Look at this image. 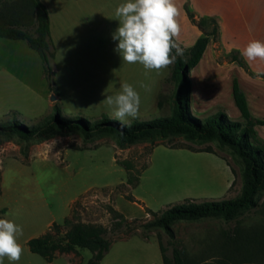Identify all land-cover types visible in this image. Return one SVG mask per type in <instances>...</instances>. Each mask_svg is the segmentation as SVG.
<instances>
[{
  "label": "rangeland",
  "instance_id": "obj_1",
  "mask_svg": "<svg viewBox=\"0 0 264 264\" xmlns=\"http://www.w3.org/2000/svg\"><path fill=\"white\" fill-rule=\"evenodd\" d=\"M15 1L0 0V11ZM48 1L49 51L53 52L50 78L40 56L24 40L0 37V122L16 117L24 125L37 124L54 112V106L63 117L110 116L105 97L114 94L122 82L131 83L140 95L136 119L169 112L172 64L158 71L145 70L138 63L124 62L114 50L111 34L118 26L114 10L121 0ZM194 6L200 7L199 1L186 0L176 18L180 31L174 39L184 50L203 33L190 18L187 23L183 19L194 12ZM210 28V23L205 25L206 30ZM229 49L218 38L211 39L203 58L189 72L190 110L203 119L224 111L230 120H241L231 92L236 80L251 116L264 121V80L254 75L264 71V61H248L240 49ZM232 50L244 66L231 62ZM255 130L264 139V124L255 125ZM217 154L226 157L236 174ZM237 169L230 155L211 141H189L181 135L120 145L106 132L86 138L79 131L54 130L27 140L0 134V216L13 219L23 229L19 237L23 253L16 264H50L26 244L28 238L48 230L50 221L62 227L69 215L109 229L114 208L136 227L152 217L145 206L158 212L186 198L221 201L234 196L240 187ZM129 176L135 186L127 183ZM171 227L177 244L190 256L205 259L203 264H216L221 245L235 234L254 239L244 264H264V190L258 205L234 220L179 221ZM158 234L169 255L171 247L163 231L149 232L144 238L137 228L128 234H111L100 264H162ZM256 240L259 251L254 248ZM90 257L88 249L77 248L56 253L52 263L85 264ZM4 264H9L7 258Z\"/></svg>",
  "mask_w": 264,
  "mask_h": 264
},
{
  "label": "trees",
  "instance_id": "obj_2",
  "mask_svg": "<svg viewBox=\"0 0 264 264\" xmlns=\"http://www.w3.org/2000/svg\"><path fill=\"white\" fill-rule=\"evenodd\" d=\"M187 16L203 33L171 65L170 78L174 87L167 100L169 112L166 115L146 120L136 119L129 126H122L118 121L109 119L107 114H101L98 119L78 115L63 117L59 114L58 107L54 106V112L37 124L24 125L16 117L0 122V134H15L27 140L50 135L54 130L79 131L86 138L106 132L113 134L120 145L138 139L169 138L173 135H181L189 141H211L218 150L227 152L237 166L239 191L221 201H195L186 198L181 203L158 212L145 206L146 212L152 217L136 227L114 208H111L113 224L109 229L102 224L83 222L76 216L67 215L62 221V227L58 223H52L48 230L26 241L32 253L40 255L50 264H55L52 260L56 253L75 252L77 248H86L91 252V257L85 264H100L110 247L112 235L128 234L137 228L144 238L148 237L149 232L159 230L168 237L171 247L169 255L161 243L160 235H157L162 264H203L205 259L190 256L183 246L177 244L171 225L179 221L209 218L231 221L258 205L259 195L264 190V139L257 134L255 125H263L264 121L251 116L246 97L236 80L232 82L231 92L241 120H230L224 111L214 112L204 119L193 115L190 110L189 72L201 60L209 41L217 37L218 25L213 17H200L196 21L192 13L188 12ZM208 23L211 28L206 30L205 25ZM28 28L32 30L29 31ZM49 33L48 12L40 0H16L0 11V37L24 40L40 56L43 71L48 78L52 73L50 57L53 56V52L49 51ZM231 61L244 66L234 50L231 52ZM204 151L213 152L209 149ZM219 156L226 161L231 172L236 174L226 157ZM127 183L133 186L136 184L131 176ZM252 240L254 239L246 234H235L227 239L221 245V256L217 258L216 264H244L249 259L247 254ZM259 244L256 240L254 248L258 250Z\"/></svg>",
  "mask_w": 264,
  "mask_h": 264
},
{
  "label": "clouds",
  "instance_id": "obj_3",
  "mask_svg": "<svg viewBox=\"0 0 264 264\" xmlns=\"http://www.w3.org/2000/svg\"><path fill=\"white\" fill-rule=\"evenodd\" d=\"M177 15L174 0H121L114 10L113 19L118 21L111 34L116 42L114 50L124 62L138 63L145 70L167 67L184 55V48L174 39L180 31ZM240 55L248 61H264V42L248 41ZM254 75L264 80V71L257 70ZM105 103L111 112L109 119L129 126L137 118L141 98L131 83L122 82L114 94L105 97ZM22 234L20 224L0 216V264L5 258L9 264L20 260Z\"/></svg>",
  "mask_w": 264,
  "mask_h": 264
},
{
  "label": "crops",
  "instance_id": "obj_4",
  "mask_svg": "<svg viewBox=\"0 0 264 264\" xmlns=\"http://www.w3.org/2000/svg\"><path fill=\"white\" fill-rule=\"evenodd\" d=\"M40 1L45 5L47 9L48 17H49V29H51L50 26L51 8L49 5V1L48 0H40ZM185 1L186 0H174L177 10H180L183 7ZM194 1L195 4L196 1H199L200 3V7L194 6L195 8L193 12L194 14L192 13L194 19L197 21L200 17H213L218 25V33L216 39L218 38L223 46L229 47L231 49L237 48L242 50L250 40L257 39L264 42V0H194ZM183 19L186 21V23L190 22L187 16ZM194 24L191 25L196 26ZM223 38L227 39L226 44L223 43L222 41ZM73 200L74 199H72L71 201ZM51 224L52 222L50 221L47 224V228Z\"/></svg>",
  "mask_w": 264,
  "mask_h": 264
},
{
  "label": "water",
  "instance_id": "obj_5",
  "mask_svg": "<svg viewBox=\"0 0 264 264\" xmlns=\"http://www.w3.org/2000/svg\"><path fill=\"white\" fill-rule=\"evenodd\" d=\"M54 97L52 96L51 99H53Z\"/></svg>",
  "mask_w": 264,
  "mask_h": 264
}]
</instances>
